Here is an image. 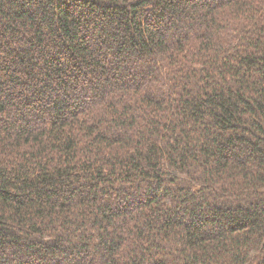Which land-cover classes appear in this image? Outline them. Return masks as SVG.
I'll list each match as a JSON object with an SVG mask.
<instances>
[{"label": "trees", "instance_id": "trees-1", "mask_svg": "<svg viewBox=\"0 0 264 264\" xmlns=\"http://www.w3.org/2000/svg\"><path fill=\"white\" fill-rule=\"evenodd\" d=\"M0 264H264V0H0Z\"/></svg>", "mask_w": 264, "mask_h": 264}]
</instances>
